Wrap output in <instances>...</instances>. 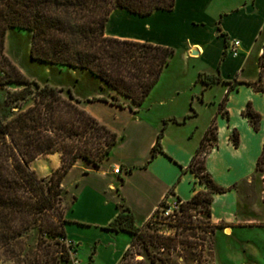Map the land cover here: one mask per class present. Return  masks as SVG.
Listing matches in <instances>:
<instances>
[{
    "label": "crops",
    "instance_id": "obj_1",
    "mask_svg": "<svg viewBox=\"0 0 264 264\" xmlns=\"http://www.w3.org/2000/svg\"><path fill=\"white\" fill-rule=\"evenodd\" d=\"M104 31L114 38L172 47V57H180L188 74L185 82L172 74L171 58L139 107L128 98H121L120 106L100 93L85 103L90 93L76 95L89 114L118 135V142L99 167L79 160L62 181L72 195L64 210V230L75 256L78 246L87 243L93 245L86 264H97L98 258L120 263L132 234L104 228L117 215L118 204L128 206L141 225L165 197L187 201L206 190L188 166L214 124L215 141L204 165L226 191L214 193L210 203L208 218L215 226L210 264H264V180L256 178L249 200L241 190L257 175L264 142V91L246 83L259 77L264 0H175L172 9L145 15L116 8ZM230 39L240 41L236 53L227 49ZM199 74H213L220 81L206 85ZM248 104L261 116L258 131L242 114ZM160 131L162 151L150 157ZM59 165L58 152L29 162L39 176H48Z\"/></svg>",
    "mask_w": 264,
    "mask_h": 264
},
{
    "label": "trees",
    "instance_id": "obj_2",
    "mask_svg": "<svg viewBox=\"0 0 264 264\" xmlns=\"http://www.w3.org/2000/svg\"><path fill=\"white\" fill-rule=\"evenodd\" d=\"M174 3L175 0H0V88H5L4 104L9 106L6 119L0 115V259L19 264L67 261L72 244L65 243L67 190L62 181L79 160L99 167L118 142V135L89 114L79 98L72 93L65 96L62 88L29 79L8 59L4 53L7 29L31 33L32 59L86 71L102 82L101 90L108 87L139 107L160 79L174 49L107 36L106 21L116 8L145 15L156 9H172ZM259 66V77L246 83L256 91H264V50ZM198 79L206 85L220 81L218 76L204 74H199ZM242 114L258 131L260 114L250 104ZM214 129L211 124L188 166L206 190H199L182 203L186 218L190 216L188 211L198 205L204 206L209 214L212 195L226 191L206 172L204 165L208 150L214 145ZM161 136L162 131L150 157L162 151ZM232 141L238 143L236 132ZM54 152L60 154V165L48 176H39L30 168V161ZM255 169L262 171L264 180V142ZM177 222L189 224L184 218ZM104 228L129 232L131 245L150 239L171 250L177 239L143 229L136 223L134 212L123 204H118L117 215ZM32 231H37L34 259L29 257V245L25 243ZM45 237L52 239V247ZM158 259L166 264L163 258H151Z\"/></svg>",
    "mask_w": 264,
    "mask_h": 264
},
{
    "label": "rangeland",
    "instance_id": "obj_3",
    "mask_svg": "<svg viewBox=\"0 0 264 264\" xmlns=\"http://www.w3.org/2000/svg\"><path fill=\"white\" fill-rule=\"evenodd\" d=\"M30 46L31 33L28 30L18 28L7 29L4 41V53L29 79H33L40 84L47 83L62 88V93L65 96H68L69 93H72L74 97H76L77 94L90 93L84 98V103L89 99L96 98V93L107 95L110 97V99H108L109 101L114 102L115 100V102L124 103V101H121V98L125 99L126 97L111 94L113 91L108 87H104V89L101 90L100 88L103 85H100V88H98L97 82H99V80L86 71L56 64H48L32 59L30 57ZM171 58L170 68L173 71L172 74L179 75V80L182 78L181 82H185L186 79L184 78L187 76L188 72L184 69V63L177 55ZM207 76L216 77V75L213 74ZM4 96L5 88H0V115L3 119H6L4 115L7 109H9V106L6 107L4 104ZM84 103L80 102V105L85 106ZM15 109L14 107L13 110ZM96 110L105 117L108 116L107 113H102L99 107H96ZM261 177L263 178V173L262 171H258L256 177H253L252 183H245L241 186V190L245 193L244 196H242L243 199L249 200L251 198L254 182L256 178L261 179ZM71 200L72 195L68 192L64 194L65 208ZM188 212L190 216L186 218L181 211L177 221L184 218V220L189 221V224L183 222L179 223L176 220L162 219L160 221V216H156L157 214L153 215L151 219L147 218L141 224L143 229L150 230L151 232L155 231L161 235L175 236L177 239L173 249H162L158 242L150 239H147L143 244L138 240L135 244L129 246L119 264H161L159 259L155 261L151 260L153 256L163 258L166 264H210V256L213 252L210 240L215 226L210 222L204 206L198 205L191 208ZM45 238L52 247V239L50 237ZM66 240L69 241L68 239ZM25 243L29 245V249L27 250L29 257L34 259L35 256L33 255V251L36 249L37 231H32L25 238ZM92 245L93 244L85 243L78 246L79 255L77 258L80 264H86L88 261V257L92 251ZM95 261L97 264H108L103 258L100 261L99 258L95 259ZM0 264L19 263L0 259ZM59 264H73L70 255L67 261Z\"/></svg>",
    "mask_w": 264,
    "mask_h": 264
},
{
    "label": "built area",
    "instance_id": "obj_4",
    "mask_svg": "<svg viewBox=\"0 0 264 264\" xmlns=\"http://www.w3.org/2000/svg\"><path fill=\"white\" fill-rule=\"evenodd\" d=\"M239 47H240V41L238 39H230L227 43V49L231 53H236ZM115 171L118 172L119 169L117 168L115 169ZM183 202H184L183 200H179V199L168 200V198L165 197L162 200V202L159 204V206L154 210V212L148 218L151 219L152 215L157 214L156 216H160L159 219L160 221L162 219L175 221L176 218L179 216V213L182 211L181 207ZM65 242L68 246L71 245L70 241L65 240ZM70 258L73 264H79V261L75 256L73 246L70 249Z\"/></svg>",
    "mask_w": 264,
    "mask_h": 264
}]
</instances>
